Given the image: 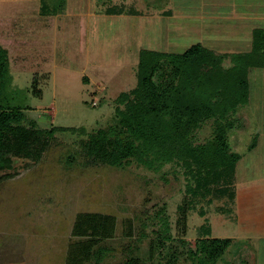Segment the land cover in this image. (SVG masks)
<instances>
[{
	"label": "rangeland",
	"instance_id": "1",
	"mask_svg": "<svg viewBox=\"0 0 264 264\" xmlns=\"http://www.w3.org/2000/svg\"><path fill=\"white\" fill-rule=\"evenodd\" d=\"M94 1L97 23L62 16L64 0H0V46L9 62V89L3 96L11 107L28 108L27 118L39 128H81L90 133L112 124L116 108H124L117 100L119 95L137 85V49L150 46L151 38L145 26L141 41L136 25L118 26L122 20L116 21V14L109 17L107 11L143 20L166 19L169 12V0ZM165 26L160 29L164 31ZM87 34L93 36L92 47L86 45ZM154 41L164 50L165 37ZM252 42L247 52L252 50ZM221 64L231 67V58ZM254 76L252 82L264 85V72ZM230 112L225 122L234 127L226 129V139L229 153L239 157L255 141L254 119L246 104ZM213 125L212 121L203 123L191 136V143L212 140ZM85 133L59 131L38 161L17 160L12 171L0 174V264H65L68 244L77 241L71 237L73 222L83 213L114 219L112 238L101 242L112 249L113 257L103 264L119 263L130 249H135L133 255L147 259L150 243L165 231L161 219L167 224L169 239L156 251L154 264L164 263L158 252L166 258L175 252L176 264H193L188 251L202 239L200 227L207 226L212 239L230 241L215 264H251L253 258L242 253L243 242L234 248L227 239L235 235L236 227L233 202L228 195H217L225 182L211 186L204 198L193 199L186 192L184 168L175 162L157 171L136 160L123 168L86 164L80 151ZM188 200L194 204L188 208L183 231L177 225L178 207ZM236 249L242 250L239 258L234 256Z\"/></svg>",
	"mask_w": 264,
	"mask_h": 264
},
{
	"label": "trees",
	"instance_id": "2",
	"mask_svg": "<svg viewBox=\"0 0 264 264\" xmlns=\"http://www.w3.org/2000/svg\"><path fill=\"white\" fill-rule=\"evenodd\" d=\"M106 14L121 12L109 10ZM228 57L232 66L222 68L221 63ZM250 68H264V30L253 32L252 50L245 54L228 56L199 44L181 54L140 50L137 85L117 99L124 108H116L115 120L106 128L85 133L81 128H39L34 120L27 118L28 108L9 106L7 96H3L9 89V62L6 50L0 46V174L12 171L17 160L38 161L57 132L70 131V134L85 133V139L80 140V151L87 159L86 164L123 168L136 160L157 171L175 162L186 173V192L193 199L204 198L212 191L211 186L224 182L228 186L233 180L239 157L229 153L226 129L234 125L225 120L230 111L248 104ZM34 93L40 94V91ZM207 121L214 124L212 140L193 145L191 136ZM236 124L241 125L239 121ZM254 145L253 141L249 150ZM226 186L219 188L217 195H228L233 202V189ZM192 200L178 207L177 225H181L183 231L188 208L194 204ZM161 225L165 231L154 232L157 238L149 245L147 259L133 255L135 249H130L117 264H154L156 251L169 239L164 219ZM200 228L203 229L202 239L194 250L188 251L189 259L193 264H215L230 241L210 239V227ZM113 231L112 217L78 214L71 230V237L77 241L68 244L65 264H103L113 254L112 249L101 242L112 238ZM175 254L166 258L158 252L157 256L164 259L163 264H176Z\"/></svg>",
	"mask_w": 264,
	"mask_h": 264
},
{
	"label": "crops",
	"instance_id": "3",
	"mask_svg": "<svg viewBox=\"0 0 264 264\" xmlns=\"http://www.w3.org/2000/svg\"><path fill=\"white\" fill-rule=\"evenodd\" d=\"M64 1L62 16L85 17L87 21L94 19L97 23L94 0ZM121 16H115L116 21L122 20L118 26L124 24L131 28L136 25L137 36H141V41H143L142 30L145 26L149 32L150 46H139L134 57L137 64L140 50L181 54L196 44L219 53L245 54L248 53L253 32L264 30V0H169V12L166 19L155 17L143 20L138 17L131 16L129 19V17ZM109 17L113 18L114 15ZM123 21L126 22L123 23ZM162 25H166L164 31L160 29ZM96 26L100 27L98 24ZM88 36L87 34L86 45L92 47L93 36ZM161 37L166 38L164 50L159 48L158 41L157 45H154V38L160 40ZM128 56L130 55L126 57ZM120 57L117 55L118 59ZM130 60L134 63L133 57ZM54 70L62 71L60 68H54ZM260 72H264V68L248 70L247 107L254 119L255 145L239 156L235 164L232 183V220L236 233L231 238H227L232 241L231 246L234 248H237L239 242H243L242 253L246 252L249 258H253L249 260L251 264H264V85L252 82L253 76ZM74 76L77 77V74ZM241 251L236 249L234 256L239 258ZM241 262L246 263L245 260Z\"/></svg>",
	"mask_w": 264,
	"mask_h": 264
}]
</instances>
